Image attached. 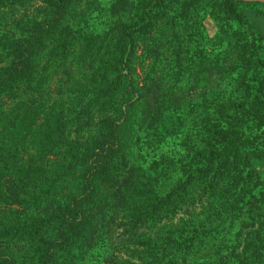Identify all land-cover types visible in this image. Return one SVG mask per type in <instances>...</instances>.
<instances>
[{
	"label": "trees",
	"instance_id": "trees-1",
	"mask_svg": "<svg viewBox=\"0 0 264 264\" xmlns=\"http://www.w3.org/2000/svg\"><path fill=\"white\" fill-rule=\"evenodd\" d=\"M17 1L0 0V264H100L92 261L91 250L102 242L107 209L121 197L124 179L128 181L126 169L134 168L129 159L132 147L142 140L147 147L164 143L170 135L166 116L136 107L130 112L121 107L97 113L77 110L85 103L84 89L90 88V99L122 89L118 78L122 69L110 62L136 56L131 35L124 29L107 35L101 58L108 55L110 61L89 64L88 72L81 73L72 62L81 65L77 60L84 53V36H75L72 27L83 22L76 11L82 0H45V24L34 20L32 30H6L13 6L25 10L23 0ZM221 1L238 24H246L236 1ZM258 90L248 108L224 122L226 142L220 151L197 153L182 165L189 189L166 195V236L154 243L151 253H121L116 256L118 264H250L246 253L195 256L200 243L196 232L220 213L193 216L187 209L205 193L194 183L198 170L212 174L223 163L229 169L232 152L240 154L244 169L252 170L255 155L245 133L262 118L264 87ZM132 100H125L130 107ZM150 160L155 177L148 173L146 179L160 190L164 181L159 172L166 159ZM261 167L258 162L257 168ZM155 193L159 206L163 199ZM262 202L264 188L247 192L238 201L228 200L224 214L232 216L248 206L264 221ZM247 228L242 227L243 241L259 230L247 232Z\"/></svg>",
	"mask_w": 264,
	"mask_h": 264
},
{
	"label": "rangeland",
	"instance_id": "rangeland-1",
	"mask_svg": "<svg viewBox=\"0 0 264 264\" xmlns=\"http://www.w3.org/2000/svg\"><path fill=\"white\" fill-rule=\"evenodd\" d=\"M235 1L246 24H238L221 0H82L77 8L83 22L73 26L72 33L84 36V53L77 60L82 67L76 62L72 66L81 73L88 72L89 64L110 61L108 55L101 58L106 37L123 29L131 35L130 44L137 54L130 60L123 57L116 64L110 62L122 69L118 76L122 89L110 90L108 97L100 99H90L93 93L84 89L88 92L85 103L75 108L82 107L85 113L115 107L164 112L170 134L157 147H147L144 140L132 147L129 159L134 168L126 169L128 181L124 179L121 197L107 209L102 242L91 250L92 261L118 264L116 256L121 253L155 249L154 243L167 234L166 195L189 189L182 165L197 153L220 151L225 146L226 119L240 115L260 92L258 87H264V1ZM23 5L24 11L13 6L6 30H32L34 20L46 23L45 0H23ZM76 86L82 88L81 83ZM111 96H115L113 101ZM130 98L131 107L125 101ZM133 128L138 130L136 125ZM245 134L254 148L250 149L255 155L252 170L244 169L240 154L234 152L229 156V169L223 163L212 174L198 170L194 183L205 193L187 213L199 216L219 211L220 218L204 223L206 227L196 232L200 243L195 256L246 253L250 264H264V221L248 206L235 215L224 214L228 200L238 201L241 195L264 188V109L262 118L251 123ZM152 156L166 159L159 172L164 181L160 190L146 179L148 173L155 175L149 166ZM258 162L263 168H257ZM155 191L163 199L159 206ZM243 226H248L247 232L258 227V233L243 241Z\"/></svg>",
	"mask_w": 264,
	"mask_h": 264
},
{
	"label": "water",
	"instance_id": "water-1",
	"mask_svg": "<svg viewBox=\"0 0 264 264\" xmlns=\"http://www.w3.org/2000/svg\"><path fill=\"white\" fill-rule=\"evenodd\" d=\"M233 1H235V0H233ZM261 1H264V0H261Z\"/></svg>",
	"mask_w": 264,
	"mask_h": 264
}]
</instances>
